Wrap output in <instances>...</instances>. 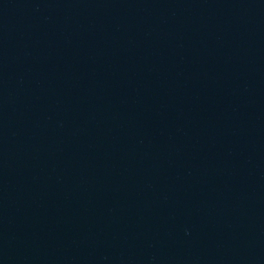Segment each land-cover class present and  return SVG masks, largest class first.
Segmentation results:
<instances>
[{"label": "water", "instance_id": "1", "mask_svg": "<svg viewBox=\"0 0 264 264\" xmlns=\"http://www.w3.org/2000/svg\"><path fill=\"white\" fill-rule=\"evenodd\" d=\"M0 264H264V0H0Z\"/></svg>", "mask_w": 264, "mask_h": 264}]
</instances>
